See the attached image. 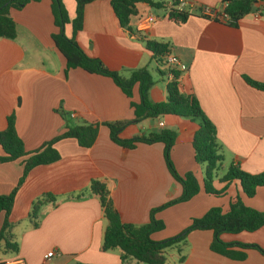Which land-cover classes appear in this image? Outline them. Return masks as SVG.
Here are the masks:
<instances>
[{"label": "crops", "instance_id": "obj_1", "mask_svg": "<svg viewBox=\"0 0 264 264\" xmlns=\"http://www.w3.org/2000/svg\"><path fill=\"white\" fill-rule=\"evenodd\" d=\"M75 3L63 0L71 23L76 18ZM184 3L179 9L191 16L184 24L169 18L170 3L161 10L137 5L129 33L120 26L111 0H95L86 5L84 26L76 35L90 58L99 59L126 79L133 71L147 68L155 82L149 99L156 104L168 97L171 73L164 58L161 64L153 58L146 42L168 45L169 53L186 67L179 76L182 92L198 98L217 129L224 162L213 185L221 195L204 191L205 165L196 161L192 145L198 121L166 116L132 123L122 132V139H130L163 129L176 131L177 143L171 151L176 172L181 176L194 174L202 188L189 202L158 214L166 228L152 236L157 242L179 235L193 219L202 218L212 208L229 212L237 198L248 208L264 211V187L247 198L240 182L221 183L233 165L252 175L264 172V91L244 80L247 76L255 82L264 81V1L241 19L237 28L205 18L199 11L205 6L220 12L223 0ZM148 16L156 17V24L140 31L141 21ZM10 17L16 22L17 36L13 40L0 38V132L7 128L8 117L14 115L19 137L31 153L69 127L134 120L132 104L140 101L138 86L128 98L109 77L90 75L82 69L65 72V58L52 40L58 28L51 0L11 9ZM65 34L73 37L72 24L65 26ZM54 148L61 159L33 169L16 197L10 220L19 249L15 254L0 248V263L19 257L28 264H120V250H103L108 223L99 199L89 193L93 180L107 184L121 220L134 226L147 224L151 209L182 194V186L166 167L163 144H138L134 150L125 151L111 141L110 130L101 126L90 149L72 139L58 140ZM23 169V160L0 165V196L12 192ZM46 194H52L56 201L40 208V227L35 228L30 218L32 204ZM3 223L4 215L0 214V228ZM213 234L193 231L183 245L167 251L165 264H264V256L253 249L245 251L247 258L242 262L217 255L210 248ZM221 240L259 245L264 250V228L224 234ZM50 251L56 255L47 259Z\"/></svg>", "mask_w": 264, "mask_h": 264}, {"label": "trees", "instance_id": "obj_2", "mask_svg": "<svg viewBox=\"0 0 264 264\" xmlns=\"http://www.w3.org/2000/svg\"><path fill=\"white\" fill-rule=\"evenodd\" d=\"M40 1L42 0H0V38L13 40L17 36L16 22L10 17L11 9L19 10L30 3ZM92 1L95 0H76V18L71 23L63 0H51V12L55 19V26L58 28V33L52 36V40L58 52L65 58L66 73L82 69L90 75L109 77L128 98L133 96V88L138 86L140 101L138 104H132L135 118L128 122L112 124L105 122L96 125L85 124L69 127L61 136L30 153L25 150L24 143L19 137L14 115L8 117L7 128L0 132V148L3 151V155L0 156V165L23 160L24 169L20 181L17 182L12 192L0 196V214L4 215V223L0 228V248L4 246L3 249L7 252L15 254L18 252L19 245L15 242L13 234L15 225L10 220L14 203L33 169L38 166L52 165L61 159V155L54 148V144L61 139H72L77 141L80 147L90 149L98 139L100 127L105 126L110 130L111 141L125 151L134 150L138 144H163L166 167L175 182L182 186V194L178 199H172L158 208L151 209L149 222L145 225L134 226L121 220L110 198L107 184L104 181L93 180L89 185V193L99 199L103 215L108 223L103 238L105 253L120 250L122 261L120 264H128L129 261H133L135 264H165L167 251L183 245L190 233L193 231H212L214 234L210 248L217 255L242 262L247 258L245 251L253 249L264 256V250L259 245L225 243L221 240V236L224 234L252 233L262 227L264 228V211L248 208L238 198L231 204L230 211L225 214L219 207L212 208L202 218L193 219L191 225L179 235L159 242L152 239L154 234L162 232L166 228L164 222L158 219V214L172 206L189 202L199 194L202 188L194 174L189 173L181 176L176 172L171 159L172 148L177 143L176 131L163 129L158 134L154 133L149 136L130 139H122V132L132 123L137 124L146 119H160L166 116H177L178 118L198 121L200 126L194 135L192 145L196 161L200 165H205L204 191L207 194L221 195L213 185L216 172L224 162L220 152L218 132L204 114L198 98L193 95H185L182 92L179 83L180 71L169 68L172 78L167 85L168 97H166L165 102L156 104L149 99L150 90L155 82L147 68L133 71L130 77L126 79L118 72H112L106 68L99 59L90 58L82 50L76 40V35L83 29L85 7ZM183 1L111 0V6L122 29L132 33L131 17L137 12V5L143 3L150 8L161 10L167 6V3H170L169 18L184 24L191 16L177 9ZM261 1L264 0H223L224 7L220 11V15H227L229 18L228 23H226L227 26L237 28L241 19L251 14L255 6ZM68 24H72V38L65 34V26ZM146 48L151 51L158 64H161L163 58L170 52L168 45L159 44V42H146ZM244 80L250 87L264 91V81L255 82L247 76H244ZM236 181L240 182L244 196L252 198L260 187H264V172L252 175L244 172L239 165H233L229 167L221 183L229 185ZM80 197L79 195L76 199H80ZM55 201L56 198L52 194H46L34 201L30 218L35 228L40 227V208Z\"/></svg>", "mask_w": 264, "mask_h": 264}, {"label": "built area", "instance_id": "obj_3", "mask_svg": "<svg viewBox=\"0 0 264 264\" xmlns=\"http://www.w3.org/2000/svg\"><path fill=\"white\" fill-rule=\"evenodd\" d=\"M184 7H185V3L183 1L182 4L179 6V8H184ZM199 11L201 15L205 16V18H208L211 20H218L219 22H223V23H228L229 21V18L227 17V15H220V12L218 10H215L214 8L201 6ZM156 22H157L156 17L148 16L146 19L141 21V24L139 25V28H140L139 30L147 31L148 29H151L156 24ZM164 59H165V63L168 66V68L176 69L180 71L181 73L186 71V67L180 62L178 57L168 53ZM170 78H172L171 75H170ZM161 126L163 125L161 124ZM55 255H56L55 251H50L47 254L46 258L51 259ZM0 264H28V262L24 260L23 258L17 257V258H13V259L1 262Z\"/></svg>", "mask_w": 264, "mask_h": 264}, {"label": "rangeland", "instance_id": "obj_4", "mask_svg": "<svg viewBox=\"0 0 264 264\" xmlns=\"http://www.w3.org/2000/svg\"><path fill=\"white\" fill-rule=\"evenodd\" d=\"M217 172L219 173V171H217ZM217 172H216V173H217ZM0 255H1V254H0Z\"/></svg>", "mask_w": 264, "mask_h": 264}]
</instances>
